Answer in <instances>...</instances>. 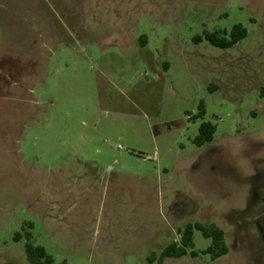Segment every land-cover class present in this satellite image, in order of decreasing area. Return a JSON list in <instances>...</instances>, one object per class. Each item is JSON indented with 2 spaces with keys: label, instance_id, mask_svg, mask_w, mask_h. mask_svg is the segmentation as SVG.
I'll return each instance as SVG.
<instances>
[{
  "label": "rangeland",
  "instance_id": "obj_1",
  "mask_svg": "<svg viewBox=\"0 0 264 264\" xmlns=\"http://www.w3.org/2000/svg\"><path fill=\"white\" fill-rule=\"evenodd\" d=\"M263 86L264 0H0V264H264Z\"/></svg>",
  "mask_w": 264,
  "mask_h": 264
},
{
  "label": "trees",
  "instance_id": "obj_2",
  "mask_svg": "<svg viewBox=\"0 0 264 264\" xmlns=\"http://www.w3.org/2000/svg\"><path fill=\"white\" fill-rule=\"evenodd\" d=\"M206 39L213 45L223 48L234 46L240 40L244 39L248 35V29L241 23L235 24L231 29L229 35L225 30L223 33L219 31L207 32ZM196 39L201 40V36ZM261 95L264 96V86L261 88ZM202 114L205 110L202 105ZM216 125L212 122H203L200 126V132L195 138L197 145H204L213 139L216 132ZM194 228L203 231L206 237H213V247L208 251L213 252V258H217L221 255L228 253L229 247L225 242L224 230L216 224L204 225L202 223H196L195 225L188 224L184 229L181 238V244L173 243L169 245L162 253L160 260L162 261L166 257H180L187 253V248L193 246V234ZM193 254H196L193 252ZM27 257L32 264H55L54 259L47 253L44 247L35 246L32 243L27 244ZM155 257H151L153 262ZM151 262V264H153Z\"/></svg>",
  "mask_w": 264,
  "mask_h": 264
},
{
  "label": "crops",
  "instance_id": "obj_3",
  "mask_svg": "<svg viewBox=\"0 0 264 264\" xmlns=\"http://www.w3.org/2000/svg\"><path fill=\"white\" fill-rule=\"evenodd\" d=\"M264 226V225H263Z\"/></svg>",
  "mask_w": 264,
  "mask_h": 264
}]
</instances>
